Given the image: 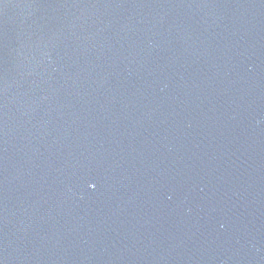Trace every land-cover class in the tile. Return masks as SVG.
<instances>
[{"label":"water","instance_id":"water-1","mask_svg":"<svg viewBox=\"0 0 264 264\" xmlns=\"http://www.w3.org/2000/svg\"><path fill=\"white\" fill-rule=\"evenodd\" d=\"M0 264H264V0H0Z\"/></svg>","mask_w":264,"mask_h":264}]
</instances>
